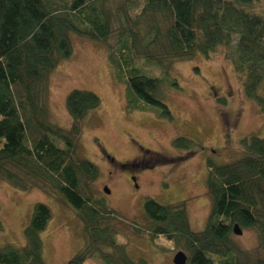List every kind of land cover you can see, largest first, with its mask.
I'll use <instances>...</instances> for the list:
<instances>
[{"label":"trees","instance_id":"1","mask_svg":"<svg viewBox=\"0 0 264 264\" xmlns=\"http://www.w3.org/2000/svg\"><path fill=\"white\" fill-rule=\"evenodd\" d=\"M110 3L0 0V178L21 190L41 188L81 219L86 242L67 264H86L93 256L104 264H149L144 257L132 258L117 238L119 211L90 189L101 168L77 153L83 121L101 106V96L75 87L66 95L71 127L49 119V76L72 55L71 33L106 44L132 109L159 107L171 115L159 95L161 76L143 65H157L168 74L173 61L209 56L224 46L245 96L264 111V8L253 9L255 0H122L115 9ZM113 33L116 42L110 43ZM239 141L240 156L227 162L207 157L211 207L203 229H192L185 201L164 203L147 196V223L142 227L133 220L135 232L146 230L153 241L163 235L181 243L189 251L186 264H264V256L233 238L236 223L254 228L257 247L264 251V136L252 132ZM174 145L196 143L177 136ZM52 217L46 202H34L24 227L26 243L1 245L0 264H45L41 234Z\"/></svg>","mask_w":264,"mask_h":264},{"label":"rangeland","instance_id":"2","mask_svg":"<svg viewBox=\"0 0 264 264\" xmlns=\"http://www.w3.org/2000/svg\"><path fill=\"white\" fill-rule=\"evenodd\" d=\"M120 1L111 0L112 9ZM263 8L264 0H255L253 9ZM71 40L72 55L49 76V119L71 127L66 95L75 87L92 89L101 96V106L85 117L77 143L78 155L101 168L100 177L90 185L91 192L119 211L121 218L114 223L120 231L117 238L126 243L132 258L144 257L149 264H172L179 249L189 253L181 243L163 235L153 241L146 230L137 233L133 228V220L142 227L147 223L145 198L152 196L164 203L185 201L192 229H203L211 207L207 157L227 162L240 156L243 134L264 136V111L245 96L242 79L226 57L224 46L209 56L198 53L192 59L175 60L168 74L157 65H143L148 73L162 78L159 95L171 113L166 115L159 107L143 111L127 106L126 85L115 76L104 42L75 33H71ZM109 42H116L115 33ZM177 136L188 137L196 145L178 148L174 145ZM56 143L64 145L61 139ZM36 201L46 202L53 210L41 234L45 264H67L86 242L81 219L71 207L41 188L21 190L2 178L0 246L26 243L24 227ZM233 238L241 247L264 256L257 247L256 229L243 228L241 234L233 233ZM104 263L95 256L86 259V264Z\"/></svg>","mask_w":264,"mask_h":264},{"label":"water","instance_id":"3","mask_svg":"<svg viewBox=\"0 0 264 264\" xmlns=\"http://www.w3.org/2000/svg\"><path fill=\"white\" fill-rule=\"evenodd\" d=\"M135 178V177H134ZM104 190L106 192L110 191V188L108 186H105ZM234 233H238L241 234L243 229L241 228V226L236 223L233 227ZM188 261V254L183 250V249H179L173 257V263L172 264H186Z\"/></svg>","mask_w":264,"mask_h":264},{"label":"flooded vegetation","instance_id":"4","mask_svg":"<svg viewBox=\"0 0 264 264\" xmlns=\"http://www.w3.org/2000/svg\"><path fill=\"white\" fill-rule=\"evenodd\" d=\"M133 177H135V176H133ZM136 178V177H135Z\"/></svg>","mask_w":264,"mask_h":264},{"label":"clouds","instance_id":"5","mask_svg":"<svg viewBox=\"0 0 264 264\" xmlns=\"http://www.w3.org/2000/svg\"><path fill=\"white\" fill-rule=\"evenodd\" d=\"M118 242H120V241H118Z\"/></svg>","mask_w":264,"mask_h":264}]
</instances>
